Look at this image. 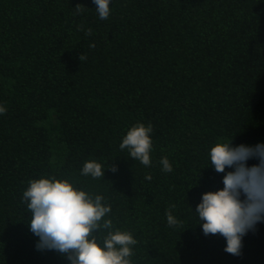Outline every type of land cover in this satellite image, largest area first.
<instances>
[{"label": "trees", "instance_id": "obj_1", "mask_svg": "<svg viewBox=\"0 0 264 264\" xmlns=\"http://www.w3.org/2000/svg\"><path fill=\"white\" fill-rule=\"evenodd\" d=\"M96 8L0 0V264H70L28 227L23 192L52 177L104 197V219L137 241L131 264H264V222L234 256L195 213L232 171L211 167V148L264 139V0H110L103 20ZM137 123L153 127L151 166L120 149ZM89 160L104 178L81 175Z\"/></svg>", "mask_w": 264, "mask_h": 264}, {"label": "clouds", "instance_id": "obj_2", "mask_svg": "<svg viewBox=\"0 0 264 264\" xmlns=\"http://www.w3.org/2000/svg\"><path fill=\"white\" fill-rule=\"evenodd\" d=\"M93 3L97 5L100 19H107L110 0H93ZM75 9L82 11L85 7L77 5ZM87 34L91 35V29ZM84 59L82 55L80 60ZM4 111L0 107V113ZM152 131L151 124H135L124 136L121 151L127 149L133 160L151 166ZM209 156L211 167L217 173H225L226 169L232 171L224 175L223 189L202 195L195 213L205 236H223L227 243L225 252L239 256L242 238L264 222V144L233 146L230 140L213 146ZM253 159L258 163L249 166L248 161ZM160 163L164 172H172L167 157L161 158ZM109 170L117 171L114 166ZM81 175L98 179L104 178L105 171L100 163L89 160L84 163ZM151 178L146 176L147 180ZM28 183L23 200L31 213L28 227L39 237L38 250L55 251L70 264H131V246L137 241L129 232L114 230L111 219H104L111 213V207L102 202L103 196L77 190L68 180L55 177L33 179ZM174 208L175 204L171 205L166 213L170 227L181 224L172 214ZM93 233L101 234L102 245Z\"/></svg>", "mask_w": 264, "mask_h": 264}, {"label": "rangeland", "instance_id": "obj_3", "mask_svg": "<svg viewBox=\"0 0 264 264\" xmlns=\"http://www.w3.org/2000/svg\"><path fill=\"white\" fill-rule=\"evenodd\" d=\"M258 144H264V139H263V140H260V141H258V142H256V143H254V144L251 145L250 147H254V146L258 145Z\"/></svg>", "mask_w": 264, "mask_h": 264}]
</instances>
